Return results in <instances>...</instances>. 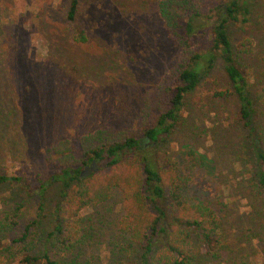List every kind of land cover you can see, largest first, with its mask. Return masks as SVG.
I'll list each match as a JSON object with an SVG mask.
<instances>
[{
	"label": "rangeland",
	"instance_id": "374dc122",
	"mask_svg": "<svg viewBox=\"0 0 264 264\" xmlns=\"http://www.w3.org/2000/svg\"><path fill=\"white\" fill-rule=\"evenodd\" d=\"M219 1L224 0H202L204 14L214 18L210 10ZM251 1L248 21L229 22L227 30L235 47L248 41L237 52V64L247 77L264 140V0ZM158 2L80 0L75 20L85 37L80 41L66 19L70 0H0V172L23 176V182L0 185V264H18L22 252L44 250L56 251L61 264H139L137 247L119 229L123 204L115 189L106 201L79 212L71 251L57 249L49 232L60 186L48 183L53 168L42 153L61 139L77 152L79 138L97 129L143 136L144 95L180 52L165 30ZM209 45L207 31L196 36L195 48ZM238 109L217 59L208 77L184 98L175 130L164 143L150 144L164 158L201 157L183 196L216 213L222 238L214 251L228 252L230 259L210 257L193 241L198 264H264V198L246 174L255 158ZM43 182L47 189L39 198ZM32 221L25 244L13 243L7 257L6 244Z\"/></svg>",
	"mask_w": 264,
	"mask_h": 264
},
{
	"label": "trees",
	"instance_id": "16d2710c",
	"mask_svg": "<svg viewBox=\"0 0 264 264\" xmlns=\"http://www.w3.org/2000/svg\"><path fill=\"white\" fill-rule=\"evenodd\" d=\"M79 2L70 0L66 19L77 38L84 41L83 30L75 23ZM202 7V0L158 2L165 30L180 52L159 84L144 95L140 112L142 137L104 128L81 136L77 152L68 139H61L43 151V161L53 168L48 183L58 182L60 186L54 225L49 232L60 251L67 253L74 247L79 212L88 205L106 201L115 189L121 193L123 204L119 229L137 247L139 264H198L199 257L190 248L193 241L200 243L206 255L229 261L230 253L214 251L222 238L216 213L208 205L189 202L183 196V186L194 175L201 157L186 153L181 160L164 158L156 147L150 146L153 142L164 143L175 130L184 98L201 85L220 59L239 103V121L247 130L254 153L255 162L246 168V174L264 198V140L255 122L256 109L247 77L237 64V52L244 51L248 41L235 47L227 30L229 22L248 21L252 1H219L210 10L214 18L204 14ZM206 31L211 45L195 48L196 36ZM93 162L97 170L82 176V170ZM9 181L23 182V176L0 172V185ZM46 189L47 182L41 183L39 195ZM12 223L16 224L14 220ZM33 225L35 221L27 224L11 245L6 244L7 257L14 251L13 243L25 244ZM261 227L260 236L264 238V224ZM262 246L264 253V242ZM21 254L18 264H61L56 251Z\"/></svg>",
	"mask_w": 264,
	"mask_h": 264
},
{
	"label": "water",
	"instance_id": "95a60500",
	"mask_svg": "<svg viewBox=\"0 0 264 264\" xmlns=\"http://www.w3.org/2000/svg\"><path fill=\"white\" fill-rule=\"evenodd\" d=\"M96 170H97V165L95 162H93L90 166H87L82 170L81 175L85 176L91 173L92 171H96Z\"/></svg>",
	"mask_w": 264,
	"mask_h": 264
}]
</instances>
